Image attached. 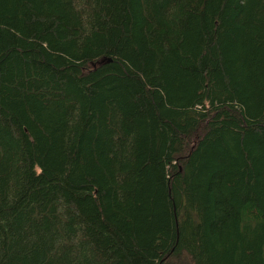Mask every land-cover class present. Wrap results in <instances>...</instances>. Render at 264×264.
<instances>
[{"label":"trees","instance_id":"obj_1","mask_svg":"<svg viewBox=\"0 0 264 264\" xmlns=\"http://www.w3.org/2000/svg\"><path fill=\"white\" fill-rule=\"evenodd\" d=\"M0 264H264V0H0Z\"/></svg>","mask_w":264,"mask_h":264}]
</instances>
